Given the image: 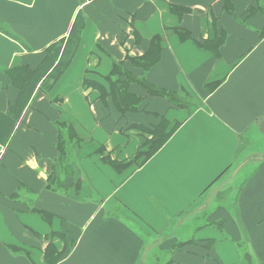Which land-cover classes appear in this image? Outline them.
Here are the masks:
<instances>
[{
	"label": "crops",
	"instance_id": "obj_1",
	"mask_svg": "<svg viewBox=\"0 0 264 264\" xmlns=\"http://www.w3.org/2000/svg\"><path fill=\"white\" fill-rule=\"evenodd\" d=\"M79 12L70 65L15 118L8 72L40 67ZM156 37L159 61L134 67ZM219 38V56L202 46ZM121 63L167 97L134 83L145 101L123 115L86 85L108 90ZM161 118L177 128L148 161L103 160L133 161L137 126ZM262 124L264 0H0V264H47L52 246L55 264H264Z\"/></svg>",
	"mask_w": 264,
	"mask_h": 264
},
{
	"label": "trees",
	"instance_id": "obj_2",
	"mask_svg": "<svg viewBox=\"0 0 264 264\" xmlns=\"http://www.w3.org/2000/svg\"><path fill=\"white\" fill-rule=\"evenodd\" d=\"M225 1L228 5V9H230L232 7V0ZM83 27L84 17L82 12H79L69 36L66 39H61L58 42H55L48 48V56L40 67L35 70H31L28 67H18L8 72L12 84L20 89L17 100L10 108V111L15 118H18L21 115L34 90L40 83L41 87L45 89L50 88L68 68L78 48ZM223 42L224 40L221 38L212 39L203 43L202 46L213 52L216 56H219V50L223 45ZM160 54L161 45L159 38L156 37L153 40L151 48L147 54L140 58H132L130 60L134 67H140L144 72H148L159 61ZM106 79L109 86L108 90L98 83L90 84L86 82V85H93L95 88H98L101 92L102 98L106 99L107 97H110L116 108L123 115L127 112L139 111L145 101V98L130 92V87L134 83L141 84L149 95L167 97V93L165 91L154 88L152 85L148 84L145 79L136 77V75L127 70L122 63L116 64L110 76ZM170 126V121L165 118H161L160 122L156 125L137 126L141 131H143V133H147L152 136L149 140L143 139L142 141L141 147L143 149L147 146L146 150H140L135 159L127 164L114 161L108 156H105L103 160L118 171L124 169L132 163H136L144 157V160L139 163V165H142L155 155L170 139L171 135L177 128V124H175L172 128H170ZM59 150L62 158L66 157V148L61 146V143ZM100 151L103 152V148L100 149ZM62 186L63 184L60 181V178L55 175L54 171V173L49 177L48 188L54 191H59ZM55 251V248L52 246L48 254L47 264H55L61 258L62 255L55 253Z\"/></svg>",
	"mask_w": 264,
	"mask_h": 264
},
{
	"label": "rangeland",
	"instance_id": "obj_3",
	"mask_svg": "<svg viewBox=\"0 0 264 264\" xmlns=\"http://www.w3.org/2000/svg\"><path fill=\"white\" fill-rule=\"evenodd\" d=\"M170 125H171V123H170ZM150 136V137H149ZM143 137H144V140L145 139H150V138H152V136L151 135H149V134H144L143 135ZM146 148H147V146H145V150H146ZM144 160V157L141 159V160H139V161H137L135 164L136 165H139V163L141 162V161H143ZM71 165L70 164H65V166H64V168H63V175L65 176V174H67V175H70V174H72V170H71V167H70ZM122 171V170H121ZM63 177H61L60 178V181L61 182H63L64 180L63 179H65V178H63ZM87 180H89L88 178H87ZM70 182V181H69ZM85 185H88V183H84ZM77 186H79L80 185V183L79 184H76ZM75 195V194H74ZM73 195V196H74ZM75 196H77V195H75ZM89 200H91V201H95V202H97V203H100L102 200H103V196L102 195H99L98 193H96V192H94V193H92L91 195H89ZM83 200L85 199L84 197L82 198ZM117 199L116 198H113L109 203H107V207H106V209L111 213L113 210H115V212H119L118 210H117ZM113 205V206H112ZM185 237H190L189 235H186Z\"/></svg>",
	"mask_w": 264,
	"mask_h": 264
},
{
	"label": "snow or ice",
	"instance_id": "obj_4",
	"mask_svg": "<svg viewBox=\"0 0 264 264\" xmlns=\"http://www.w3.org/2000/svg\"><path fill=\"white\" fill-rule=\"evenodd\" d=\"M262 127H264V124H262Z\"/></svg>",
	"mask_w": 264,
	"mask_h": 264
}]
</instances>
